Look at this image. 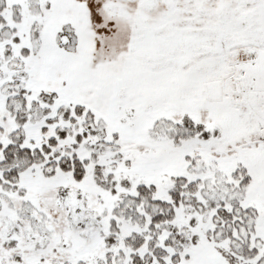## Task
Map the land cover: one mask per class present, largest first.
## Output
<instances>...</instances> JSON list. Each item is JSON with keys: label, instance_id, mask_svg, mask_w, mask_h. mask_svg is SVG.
Returning <instances> with one entry per match:
<instances>
[{"label": "snow or ice", "instance_id": "6c2138e0", "mask_svg": "<svg viewBox=\"0 0 264 264\" xmlns=\"http://www.w3.org/2000/svg\"><path fill=\"white\" fill-rule=\"evenodd\" d=\"M0 264H264V0H0Z\"/></svg>", "mask_w": 264, "mask_h": 264}]
</instances>
